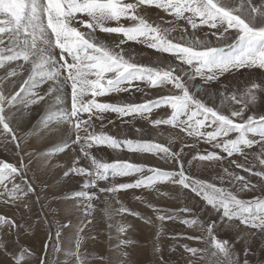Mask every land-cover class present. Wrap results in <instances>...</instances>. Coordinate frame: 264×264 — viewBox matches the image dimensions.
I'll list each match as a JSON object with an SVG mask.
<instances>
[{"label":"snow or ice","instance_id":"obj_1","mask_svg":"<svg viewBox=\"0 0 264 264\" xmlns=\"http://www.w3.org/2000/svg\"><path fill=\"white\" fill-rule=\"evenodd\" d=\"M145 5L162 9L173 17V20L167 22L172 26L150 22L139 14L138 10ZM122 19L130 21V24L126 26L121 23ZM180 21L190 26L191 33L187 27H180ZM205 26L216 30L210 35L222 42V46L213 45L208 34H205L204 39L196 35L197 30ZM178 29V36L172 37V33ZM230 32L234 42L227 43ZM98 33L116 34L117 40L110 45L100 39ZM128 42L168 53L179 63L167 67L142 64L135 56L125 52L123 45ZM13 62H22L21 70L26 65L28 74L17 90L6 94L0 88V132L7 134L17 149L19 143L9 125L6 108L17 104L34 105L53 93H56L55 102L61 104L64 102L65 89H70V107L58 109L55 119L69 125L74 138L63 143L59 150L79 146V152L90 161L91 167L78 166L80 157H77L69 172L84 176L87 188H97L99 193H116L133 188H149L157 183L177 184L201 197L212 211L220 213L225 218L224 226H243L259 230L264 235V195L251 200L241 199L238 195V191L251 192L257 189L258 185L249 178L224 168V176L218 179L223 182L227 178L234 185L232 189L196 179L186 174L180 154L172 152L169 147L151 141L120 140L105 133L102 130L103 123L101 130L97 131L94 123L95 120L103 121L104 114L109 112L119 117L147 119L153 109L167 106L171 109L168 118L153 120V125L165 124L179 128L187 136L203 139L213 148L222 150L227 157L242 156L246 163L233 160L235 167L259 177L260 183L264 185V115H246L250 106L264 96V81H253L242 92L233 91L227 95L221 93L219 107L209 106L190 88V82L197 77L214 81L232 70L255 67L264 69V2L0 0V68ZM21 74L22 71L13 68L6 73V78ZM48 81H52V86L46 93L41 95L35 91ZM138 81L146 82L152 88L168 85L171 88L169 94L139 104L106 103L97 99L113 93L131 92L133 87L140 91L135 85ZM226 105L229 107L227 113L221 110ZM94 146H107L114 150L126 148L130 152L162 153V158L177 163L178 171L122 160L102 161L89 151ZM251 149H258L251 160L258 162L259 170H254L255 163H248V150ZM192 159L219 162L224 157L216 151H210L197 154ZM137 174L138 178L132 183L98 187V181ZM17 178L23 180L25 187L16 183ZM34 191L23 167L0 160V196L7 197L6 202L18 201L22 195L27 196ZM76 195L83 198L86 215H91L94 211L92 201L99 199L97 192L82 191ZM149 207L154 208L153 205ZM119 211L139 216V213L124 207ZM180 211L191 212L192 209L184 208ZM157 219L174 220L176 216L158 214ZM146 222L150 223L148 220ZM182 222L189 227L199 225L204 228L203 222L196 218L184 219ZM5 227L15 231L20 225L0 215V229ZM119 231L125 232L126 226H120ZM204 231L207 240L203 236L187 237L191 240H205L206 246L197 248L183 245L184 251L189 254L185 264H239L230 242L217 236L214 222ZM0 255L10 258L11 264H22L31 253L26 249L10 251L4 236L0 235ZM76 256L78 264H84L83 259H80L79 245ZM0 264H8V261L2 260ZM41 264L46 262L42 260ZM244 264H248V261L245 260Z\"/></svg>","mask_w":264,"mask_h":264},{"label":"rangeland","instance_id":"obj_2","mask_svg":"<svg viewBox=\"0 0 264 264\" xmlns=\"http://www.w3.org/2000/svg\"><path fill=\"white\" fill-rule=\"evenodd\" d=\"M256 2L261 3L264 0H256ZM138 11L150 22L172 26L167 22L173 20V17L162 9L145 5ZM151 14L155 15L157 19H152ZM179 25L187 27L191 33L190 26L186 25L184 21H180ZM197 31H201V39H204L205 34H208L213 45L222 46V42L210 35L212 31L216 30L205 26ZM174 33L178 36L179 29ZM105 34L98 33V36L100 39L106 40V43L111 42L110 45L115 44L116 34H106V36ZM196 35L199 36L197 32ZM228 35L230 39L227 43L234 42L231 39L233 34L230 32ZM123 47L127 54L135 56L136 60L142 64L141 60L148 54L151 55V58L166 55L165 65L157 63L153 64L154 67L175 66L179 63L170 54L157 52L146 45L128 42ZM20 64L22 62H13L7 64L5 68H0V81H2L0 88H3L6 94L17 90L21 81L27 77V66L25 65L21 70ZM13 68L22 71V74L6 78V73ZM253 81H264V69L255 67L232 70L214 81H205L197 77L190 82V88L209 106L219 107L221 93L227 95L233 91L242 92ZM141 83L144 82H135V85L141 89L140 91L133 87L131 92L113 93L97 99L106 103L139 104L156 99L161 95H167L171 88V85L152 88L147 84H144L143 87ZM51 86L52 81H48L41 84L35 91L43 95ZM197 89L200 91H196ZM55 95L56 93L46 96L45 100L34 105L17 104L6 108L9 125L14 130L19 143L18 149L7 134L0 132V160L13 163L17 167H23L27 180L35 189L27 196L22 195V198L15 202H6L8 198L0 196V215L15 220L20 225L15 231H9L7 227L0 229V235L4 236L10 251L19 252L26 249L31 253L26 256L22 264H41L42 260L46 264H78L77 245H79L81 253L80 259H83L84 264H118L120 261V264H185V261L189 259V254L184 251L183 245L205 247L207 234L204 228L213 222L217 236L228 240L233 246L239 264H244L245 260L248 261V264H264V235L259 230L246 229L243 226H224L225 218L220 213L212 211L201 197L180 185L157 183L149 188H133L116 193H99L97 188H87V180L84 176L69 172L77 157H80L78 166L91 167L90 161L79 152V146L74 145L75 150L73 148L65 151L59 150L63 143L70 142L74 138L69 125L59 123L55 119L56 110L70 107V89H65L64 102L66 106L63 103L57 104ZM233 106L239 107V105ZM221 110L227 113L229 107L226 105ZM170 113L171 109L167 106L153 109L147 119L132 116L119 117L118 114L109 112L104 114V120H99L98 124L103 123L105 133L120 140L127 138L151 141L169 147L172 152L180 154L186 174L196 179L232 189L234 185L227 178L223 182L218 179V177L224 176V168L249 178L258 187L251 192H239L237 188L241 199L251 200L264 195V185L260 183L259 177L236 168L232 163L233 160L246 163L242 156L227 157L222 150L213 148L203 139L187 136L179 128L165 124L157 126L151 123L156 119L168 118ZM253 113L264 115V96H261L255 105L250 106L246 115ZM152 127L160 130L149 129ZM138 129L139 131H137ZM89 151L102 161L122 160L168 171H178L177 163L171 159L162 158V153L130 152L126 148L114 150L107 146H94ZM210 151L220 153L224 159L219 162H201L192 159L197 154H207ZM248 151L250 154L248 163H255L254 170H259L258 162L251 160V156H254L258 149ZM66 172L69 174L65 175ZM138 175L110 177L108 181H98L97 183L98 187L132 183L138 178ZM16 183L21 184L22 188L25 187L20 178H17ZM82 191H94L99 196V199L92 201L94 211L91 215H86L85 202L83 198L76 195ZM149 205H153L154 208ZM121 207L139 213V216L130 215L128 212L121 213L119 211ZM184 208H190L192 211L181 212L180 210ZM158 214L174 215L176 219L160 221L157 219ZM193 218L203 222L204 228L199 225L189 227L182 222L184 219L191 220ZM113 219L115 223L117 222L116 224L113 223ZM89 220L91 223H88ZM120 226H126V231L120 232ZM110 228L113 232L110 239L116 241L118 248L112 247L114 241L109 246L106 242V232ZM189 236H203L205 240H191L187 238ZM124 241H129V243H123ZM2 260H7L8 264H11L10 258L0 255V261Z\"/></svg>","mask_w":264,"mask_h":264},{"label":"bare ground","instance_id":"obj_3","mask_svg":"<svg viewBox=\"0 0 264 264\" xmlns=\"http://www.w3.org/2000/svg\"><path fill=\"white\" fill-rule=\"evenodd\" d=\"M151 17H152V19H157V18H155L156 16L155 15H153V14H151ZM151 17H150V19H151ZM121 23H123V24H125V25H128V24H130V21H128V20H126V19H122L121 20ZM113 26H115L114 25V23H113ZM200 32V33H199ZM197 34H199V36L202 34L201 33V31H197ZM112 35V34H111ZM105 36H106V34H105ZM172 36H174V37H176V34L175 33H172ZM109 38V37H108ZM105 39V38H104ZM106 41V40H105ZM108 44H110L111 42H107ZM112 44V43H111ZM154 55H156V54H154ZM158 55V54H157ZM165 57H166V55L164 54L163 55V57H159V55L158 56H155L154 58H151V55H149L148 54V56H146V57H144L141 61L143 62V64H145V65H149V66H153V64L154 65H156L157 63H159V65H165V62H166V60H165ZM138 61V60H137ZM144 84H146V82H144V83H141V85L143 86ZM144 87V86H143ZM149 88V87H148ZM153 92V91H152ZM63 104L66 106V104H65V102H63ZM57 105V104H56ZM53 106V105H52ZM63 108V107H62ZM18 111V110H17ZM56 111H58V110H56ZM20 112V111H19ZM19 115H20V113H19ZM18 115V116H19ZM152 117V116H151ZM155 117V116H154ZM23 119V118H22ZM98 121L99 120H95L94 121V123H95V128H96V130L97 131H100L101 130V125L100 124H98ZM23 122V121H22ZM25 122V121H24ZM149 129H151V130H153V131H159L160 129H155V128H149ZM104 132H105V129L103 128L102 129ZM56 132V131H55ZM162 134V133H161ZM114 212V211H113ZM114 214V213H113ZM123 217V216H122ZM118 221V220H117ZM113 223H115V221H114V219H113ZM117 223V222H116ZM115 223V224H116ZM106 227H108V226H106ZM95 230V229H94ZM113 231H115L114 229H113ZM95 233V232H94ZM93 233V234H94ZM112 228H110V230L109 231H107L106 232V235H107V238L105 237V239H106V242L108 243V246H109V244L110 243H113V241H114V243H113V245H112V247L113 248H118V246H117V243H116V241L115 240H113L112 238L110 239V236L112 235ZM99 237V236H98ZM113 237V236H112ZM97 239V238H96ZM102 242V241H101ZM103 244V243H102ZM108 248V247H107ZM98 250H100V249H98ZM112 252V251H111ZM114 255V254H113ZM115 256V255H114ZM114 256H112L113 258H114ZM95 257V256H94ZM125 258V257H124ZM122 259V258H121ZM113 261V260H112ZM120 263H121V261H120ZM120 263H118V264H120Z\"/></svg>","mask_w":264,"mask_h":264},{"label":"crops","instance_id":"obj_4","mask_svg":"<svg viewBox=\"0 0 264 264\" xmlns=\"http://www.w3.org/2000/svg\"><path fill=\"white\" fill-rule=\"evenodd\" d=\"M11 248V247H10Z\"/></svg>","mask_w":264,"mask_h":264}]
</instances>
